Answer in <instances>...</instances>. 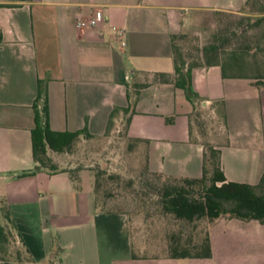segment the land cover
Here are the masks:
<instances>
[{
    "label": "crops",
    "instance_id": "obj_1",
    "mask_svg": "<svg viewBox=\"0 0 264 264\" xmlns=\"http://www.w3.org/2000/svg\"><path fill=\"white\" fill-rule=\"evenodd\" d=\"M257 1L0 2V204L8 207L11 233L32 264H264V223L227 215L207 227V258L135 255L138 244L124 215L94 208L93 170L80 167L77 182L70 176L76 159L57 163L49 153L48 165L56 170H32L31 151L39 86L44 96L36 108L41 113L45 107L49 129L83 130L79 139L95 141L127 119L124 136L135 141L147 171L199 179L203 142L191 122L199 104L218 119L207 138L219 151L224 180L250 186L264 181V85L200 65L189 73L197 98L188 100L174 84L171 50L173 35L213 30L217 13L250 22L264 16V6L249 8ZM97 10L93 26H75L77 17ZM118 28L123 32L116 39ZM257 42L264 49V36ZM25 171L31 172L20 175ZM0 264L15 263L4 258Z\"/></svg>",
    "mask_w": 264,
    "mask_h": 264
},
{
    "label": "trees",
    "instance_id": "obj_2",
    "mask_svg": "<svg viewBox=\"0 0 264 264\" xmlns=\"http://www.w3.org/2000/svg\"><path fill=\"white\" fill-rule=\"evenodd\" d=\"M252 28L256 32L254 35L255 37H253L257 40L260 38L262 39L264 36V16L254 19ZM245 33V31L240 33L234 31L221 33L220 30H215L212 34L211 40L199 47L198 54L189 60L183 54L182 48L178 46L177 43V39L187 38L188 36L186 34H178L171 37V50L175 74L174 84L186 92V98L188 100L197 98V95L192 91L189 85V73L191 68L200 65H217L220 67L222 77H250L256 79L255 83L264 85V81L259 82L255 74H249V71L252 70V66H250L248 61L250 46L247 43L248 36L245 35ZM243 38H245L246 41H244ZM257 40L254 48L261 51L263 48L260 47ZM157 76L162 80L165 79L163 73H159ZM41 96H44V89L38 86L33 108L34 125L31 129V151L34 162L32 170L48 166V170L54 171L56 170V167L48 165L50 160L47 153L67 152L75 139H77L80 134H83L84 131L59 132L49 129L46 120L45 107L41 108V113H39L36 108V102ZM125 110L126 109H122L123 112H125ZM115 112L116 109H112L110 112V118L113 117ZM126 124L127 119H125L123 130H125ZM109 125L110 123L108 126ZM130 142L135 144V141L133 140H130ZM143 164H145L144 156ZM206 165L209 166L208 184L203 188L199 197H189L185 188L203 182L205 175L208 172ZM29 172L31 171L22 172L20 175ZM144 172L152 174L158 179L171 178L182 182L183 185H168L166 183H162L161 185L163 190V208L177 219L190 222L195 218L205 217L207 220L211 221L218 216L227 215L243 220L255 219L264 223L263 178H261L255 186L225 181L219 171V151L206 142H203L202 176L199 179L176 178L160 173L149 172L145 168V165ZM70 176L73 180L75 179L72 174ZM97 177L98 174L94 172L92 189L94 208L102 212H117L107 210L103 205L98 204L96 197L99 188ZM257 189H259L260 192H258ZM11 228H13V224L9 209L5 204L1 203L0 259L8 258L15 264H32V260L29 257L27 250L24 249L20 243L16 242V239L11 233ZM185 247L191 248L194 252L190 253ZM209 256L210 248L207 232L198 244L192 246L183 245V247L181 246L180 248L173 245L170 248L169 254V257L171 258H207Z\"/></svg>",
    "mask_w": 264,
    "mask_h": 264
},
{
    "label": "rangeland",
    "instance_id": "obj_3",
    "mask_svg": "<svg viewBox=\"0 0 264 264\" xmlns=\"http://www.w3.org/2000/svg\"><path fill=\"white\" fill-rule=\"evenodd\" d=\"M0 2L11 1L0 0ZM263 6L264 0H258L256 4L251 3L249 8L259 9ZM226 14L215 15L213 30L197 31L198 33L186 34L187 38L177 39L178 46L182 48L183 54L189 60L198 54L199 47L211 40L215 30H220L221 33L245 31V35L248 36L247 43L250 46L248 61L252 66V74L257 76L259 82H263L264 49L258 51L254 48L257 39L254 38L256 32L252 28L253 22L249 21L248 16ZM243 40L246 41L245 38ZM217 120L210 108L196 104L191 119L194 137L208 143L207 136L210 132L213 134L216 132ZM220 140L221 138L218 141ZM135 145L124 136L123 126H119L117 131L95 141L77 138L67 152L48 153L57 163L76 159L77 166H73L71 173L77 182L80 177V167H90L98 174L99 188L96 196L98 204L103 205L107 210L124 215L126 229L134 236V241L138 244L135 255L151 258L165 257L169 256L173 245L180 248L183 245L198 244L204 238L211 221L200 217L189 222L177 219L166 211L162 204V183L183 184L178 180L158 179L152 174L145 173L143 156L134 152ZM206 166L208 172L203 182L185 188L189 197H199L208 184L209 166ZM185 248L190 253L194 252L191 248Z\"/></svg>",
    "mask_w": 264,
    "mask_h": 264
},
{
    "label": "built area",
    "instance_id": "obj_4",
    "mask_svg": "<svg viewBox=\"0 0 264 264\" xmlns=\"http://www.w3.org/2000/svg\"><path fill=\"white\" fill-rule=\"evenodd\" d=\"M100 16V11H95L92 17L88 18H82V17H77L75 21V26L78 28L82 27H89L93 26L95 24V20ZM123 32L122 28H118L114 32V38H119Z\"/></svg>",
    "mask_w": 264,
    "mask_h": 264
}]
</instances>
